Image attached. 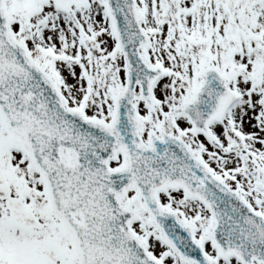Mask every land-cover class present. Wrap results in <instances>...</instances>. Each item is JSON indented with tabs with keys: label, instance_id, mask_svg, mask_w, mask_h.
Here are the masks:
<instances>
[{
	"label": "snow or ice",
	"instance_id": "obj_1",
	"mask_svg": "<svg viewBox=\"0 0 264 264\" xmlns=\"http://www.w3.org/2000/svg\"><path fill=\"white\" fill-rule=\"evenodd\" d=\"M0 264H264V0H0Z\"/></svg>",
	"mask_w": 264,
	"mask_h": 264
}]
</instances>
